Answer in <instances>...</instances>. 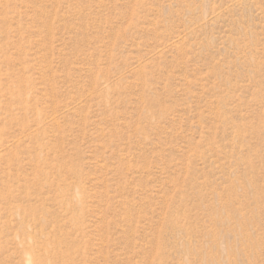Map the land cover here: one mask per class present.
Segmentation results:
<instances>
[{
    "label": "rangeland",
    "instance_id": "rangeland-1",
    "mask_svg": "<svg viewBox=\"0 0 264 264\" xmlns=\"http://www.w3.org/2000/svg\"><path fill=\"white\" fill-rule=\"evenodd\" d=\"M27 263L264 264V0H0V264Z\"/></svg>",
    "mask_w": 264,
    "mask_h": 264
},
{
    "label": "bare ground",
    "instance_id": "bare-ground-1",
    "mask_svg": "<svg viewBox=\"0 0 264 264\" xmlns=\"http://www.w3.org/2000/svg\"><path fill=\"white\" fill-rule=\"evenodd\" d=\"M29 258V257H28ZM28 264V263H27Z\"/></svg>",
    "mask_w": 264,
    "mask_h": 264
}]
</instances>
